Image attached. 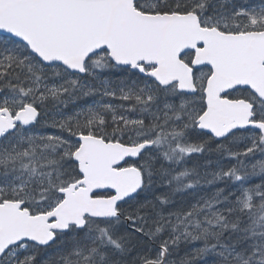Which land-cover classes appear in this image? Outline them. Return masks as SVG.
I'll return each mask as SVG.
<instances>
[{
	"label": "snow or ice",
	"instance_id": "1",
	"mask_svg": "<svg viewBox=\"0 0 264 264\" xmlns=\"http://www.w3.org/2000/svg\"><path fill=\"white\" fill-rule=\"evenodd\" d=\"M0 264H264V0H0Z\"/></svg>",
	"mask_w": 264,
	"mask_h": 264
}]
</instances>
